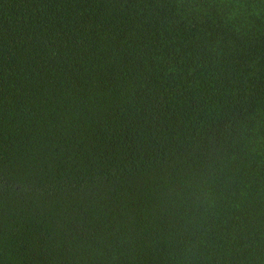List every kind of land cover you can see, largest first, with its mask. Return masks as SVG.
<instances>
[{
	"label": "trees",
	"instance_id": "16d2710c",
	"mask_svg": "<svg viewBox=\"0 0 264 264\" xmlns=\"http://www.w3.org/2000/svg\"><path fill=\"white\" fill-rule=\"evenodd\" d=\"M0 264H264V0H0Z\"/></svg>",
	"mask_w": 264,
	"mask_h": 264
}]
</instances>
